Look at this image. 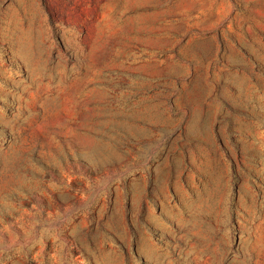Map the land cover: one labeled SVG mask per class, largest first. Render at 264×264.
<instances>
[{"label":"rangeland","instance_id":"obj_1","mask_svg":"<svg viewBox=\"0 0 264 264\" xmlns=\"http://www.w3.org/2000/svg\"><path fill=\"white\" fill-rule=\"evenodd\" d=\"M0 264H264V0H0Z\"/></svg>","mask_w":264,"mask_h":264}]
</instances>
